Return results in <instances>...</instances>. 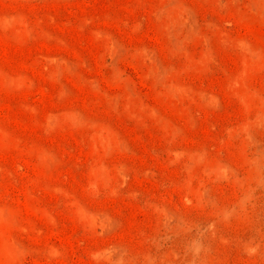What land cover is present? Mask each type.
<instances>
[{
  "label": "rangeland",
  "instance_id": "1",
  "mask_svg": "<svg viewBox=\"0 0 264 264\" xmlns=\"http://www.w3.org/2000/svg\"><path fill=\"white\" fill-rule=\"evenodd\" d=\"M0 264H264V0H0Z\"/></svg>",
  "mask_w": 264,
  "mask_h": 264
}]
</instances>
